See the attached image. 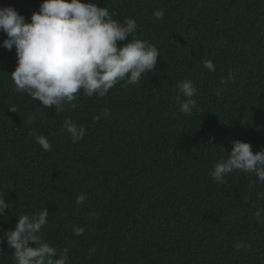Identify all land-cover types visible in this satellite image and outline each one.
<instances>
[{
	"label": "trees",
	"instance_id": "obj_1",
	"mask_svg": "<svg viewBox=\"0 0 264 264\" xmlns=\"http://www.w3.org/2000/svg\"><path fill=\"white\" fill-rule=\"evenodd\" d=\"M93 2L121 22L136 20L135 35L160 52L155 72L102 98L80 94L75 108L56 111L16 91V49L3 47L0 31V189L11 186L5 199L13 202L0 217V237L19 215L47 208L43 239L58 254L67 249L69 264H264L256 218L264 183L239 171L224 184L210 176L233 140L264 150V0ZM42 3L0 0V7L30 23ZM185 79L198 89L201 115L180 112L176 86ZM66 119L86 129L82 140L63 130ZM80 194L87 200L76 205ZM14 251L5 237L0 264H15Z\"/></svg>",
	"mask_w": 264,
	"mask_h": 264
},
{
	"label": "clouds",
	"instance_id": "obj_2",
	"mask_svg": "<svg viewBox=\"0 0 264 264\" xmlns=\"http://www.w3.org/2000/svg\"><path fill=\"white\" fill-rule=\"evenodd\" d=\"M154 16L162 20L164 12L156 10ZM137 30L135 19L125 18L121 22L108 7H100L93 0H43L30 23L15 8L0 7V31L7 36L3 47L9 51L16 49L17 66L11 73L16 91L27 93L44 106H55L56 111H64L66 105L75 108L74 101L80 94L102 98L118 84L138 85L144 74L155 72L160 52L154 44L138 38ZM122 41L127 42L121 45ZM203 66L216 71L211 60L203 61ZM231 79L230 73L221 83L227 84ZM176 87L181 113H204L194 99L198 89L191 80L185 79ZM63 130L74 142L82 140L86 133L84 127L68 119ZM35 140L44 151H51L46 137L37 135ZM232 144L230 154L215 163L210 176L224 184L226 175L239 171L254 174L264 183V150L254 153L249 143L239 140ZM9 188L0 189V217L13 203H6ZM258 198L264 199V193ZM86 200V195L80 194L75 203L81 205ZM262 213L264 209L256 213V218L264 224ZM48 217L47 208L38 214L19 215L15 229L0 237V243L6 237L9 247L15 250V264H69L67 249L58 254L57 248L43 239L42 229L48 224ZM73 232L79 236L85 229L74 227ZM30 242L36 246H30ZM235 247L239 250L249 246L238 243Z\"/></svg>",
	"mask_w": 264,
	"mask_h": 264
}]
</instances>
